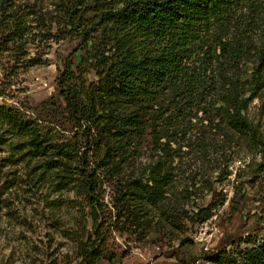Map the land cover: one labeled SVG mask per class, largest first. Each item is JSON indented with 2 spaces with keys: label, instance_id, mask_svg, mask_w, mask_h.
<instances>
[{
  "label": "rangeland",
  "instance_id": "obj_1",
  "mask_svg": "<svg viewBox=\"0 0 264 264\" xmlns=\"http://www.w3.org/2000/svg\"><path fill=\"white\" fill-rule=\"evenodd\" d=\"M89 1L0 0V264H217L218 253H250L264 234V0L213 13L185 0L196 91L181 93L178 79L145 105L103 99L95 147L57 87L84 49L123 35L93 25ZM84 77L98 80L93 69ZM243 102L249 129L235 116ZM85 162L105 230L94 263L84 259L95 239Z\"/></svg>",
  "mask_w": 264,
  "mask_h": 264
},
{
  "label": "trees",
  "instance_id": "obj_2",
  "mask_svg": "<svg viewBox=\"0 0 264 264\" xmlns=\"http://www.w3.org/2000/svg\"><path fill=\"white\" fill-rule=\"evenodd\" d=\"M77 1L80 4L86 2ZM89 2L86 6L90 7L92 4L95 11L93 19L96 21L92 22L93 25L113 23L118 25V29L121 28L123 35L110 46L103 39H99L92 50L84 49V57L76 66V70L66 68L58 75L57 87L78 125H85L83 132L88 135L87 138L90 139L94 130L92 144L95 147L101 144L103 132L105 133V121L100 117L98 110L99 105L104 103L103 99L107 101V105L113 101H121L124 107L131 104L135 107L138 102L145 105L146 102L155 101L160 93L175 86L178 79L186 86V90L180 91L181 93L195 92V86L199 85L200 81L196 73L190 72L188 65L193 48L189 29L185 26L186 13L182 10L185 0H118L105 8L108 0ZM205 2L213 13L219 5L227 6L234 0ZM85 20L81 24L84 25V30H87L86 23H83ZM91 32L84 31L83 38L92 39ZM127 37L128 40L123 41ZM89 69H93L98 76L95 83L87 84L84 74ZM243 108L244 102L241 107L235 109V116L242 127L249 129L251 126L241 112ZM124 119V126L135 120L128 117ZM108 121L115 126L116 122L122 119L111 115ZM81 158L79 157V160ZM79 176V186L91 207L95 234L93 243L84 252V259L94 263L103 253L105 240V230L102 224L98 223V210L101 209L97 193L98 176L96 170L86 162L80 165ZM212 260L217 264H264V234L258 245L241 258L233 259L227 253H218Z\"/></svg>",
  "mask_w": 264,
  "mask_h": 264
}]
</instances>
